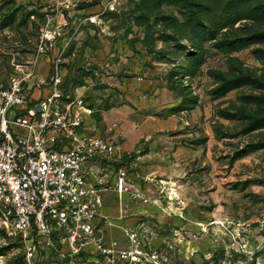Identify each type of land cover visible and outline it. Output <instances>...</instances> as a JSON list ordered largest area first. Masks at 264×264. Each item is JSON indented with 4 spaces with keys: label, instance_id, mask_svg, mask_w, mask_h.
Returning a JSON list of instances; mask_svg holds the SVG:
<instances>
[{
    "label": "rangeland",
    "instance_id": "374dc122",
    "mask_svg": "<svg viewBox=\"0 0 264 264\" xmlns=\"http://www.w3.org/2000/svg\"><path fill=\"white\" fill-rule=\"evenodd\" d=\"M100 1L0 0V87L35 61L46 20L65 22L64 94L145 178V264H264V0H119L80 25ZM115 109L158 130L127 152ZM25 253L0 229V264Z\"/></svg>",
    "mask_w": 264,
    "mask_h": 264
},
{
    "label": "built area",
    "instance_id": "2783aa9c",
    "mask_svg": "<svg viewBox=\"0 0 264 264\" xmlns=\"http://www.w3.org/2000/svg\"><path fill=\"white\" fill-rule=\"evenodd\" d=\"M118 3L101 0L80 25H98ZM53 22L36 49L46 76L38 79L32 61L0 87V229L26 244L23 264H45L43 252L49 264H145L137 223L149 200L145 178L110 136L90 129L92 111L64 94L76 50L69 39L57 45L66 23ZM33 88L46 93L34 97Z\"/></svg>",
    "mask_w": 264,
    "mask_h": 264
},
{
    "label": "crops",
    "instance_id": "0c3cea01",
    "mask_svg": "<svg viewBox=\"0 0 264 264\" xmlns=\"http://www.w3.org/2000/svg\"><path fill=\"white\" fill-rule=\"evenodd\" d=\"M34 69H35V74L38 77V79H43L48 73L49 67L44 59L37 57L34 61ZM44 93H46V90L42 88L40 89L33 88L34 97H39L41 94H44ZM130 97L132 98V95ZM127 110L128 109H125V110L115 109L116 112L121 113V115H115L116 116L115 119L118 121V124L117 123L115 124V122L111 119L110 123H108V126L109 128L111 127L115 128V135L121 138L122 147L127 152H130L136 147V145L141 140H145L146 138H149L153 131L158 130V127L154 126L152 129L148 128L151 125V121H148V124H147V122H145V116L137 117L134 114L135 113L134 111L131 114V112Z\"/></svg>",
    "mask_w": 264,
    "mask_h": 264
}]
</instances>
